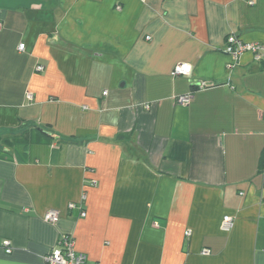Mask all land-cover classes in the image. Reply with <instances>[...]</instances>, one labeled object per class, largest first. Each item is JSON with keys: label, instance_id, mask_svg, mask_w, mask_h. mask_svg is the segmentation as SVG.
<instances>
[{"label": "crops", "instance_id": "obj_1", "mask_svg": "<svg viewBox=\"0 0 264 264\" xmlns=\"http://www.w3.org/2000/svg\"><path fill=\"white\" fill-rule=\"evenodd\" d=\"M0 24V264L63 236L88 264H264V60L225 52L264 43V0H0Z\"/></svg>", "mask_w": 264, "mask_h": 264}, {"label": "built area", "instance_id": "obj_2", "mask_svg": "<svg viewBox=\"0 0 264 264\" xmlns=\"http://www.w3.org/2000/svg\"><path fill=\"white\" fill-rule=\"evenodd\" d=\"M145 1V0H143ZM253 3V2H251ZM120 10L121 7H118ZM1 27V24H0ZM25 44H21L19 49L23 51ZM225 52L231 55L235 60H238L244 53L250 52L255 61L261 62L264 60V43H244L236 35H231L227 39V45ZM44 68L42 66L37 67L38 71H42ZM193 72V66L188 63L178 64L173 72V77H189ZM209 87L207 82H201L197 84L198 89H204ZM104 94H107L105 92ZM194 97L193 93H188L185 95H180L175 98V100L181 105H189ZM149 108V106H147ZM264 174V172H263ZM85 199V196L83 197ZM70 209H74L76 204H70ZM60 213L56 210L48 211L44 215V220L47 223H57L60 220ZM82 216H86V212H82ZM233 219L229 216L224 218L222 229L224 231H230L233 228ZM190 232H187L189 235ZM4 248L7 253L12 252V244L7 241L4 243ZM204 254H209V250H204ZM44 264H88V256L84 253H79L75 249V242L72 236H63L56 249H54L50 254H47L43 258Z\"/></svg>", "mask_w": 264, "mask_h": 264}, {"label": "trees", "instance_id": "obj_3", "mask_svg": "<svg viewBox=\"0 0 264 264\" xmlns=\"http://www.w3.org/2000/svg\"><path fill=\"white\" fill-rule=\"evenodd\" d=\"M197 88V87H196ZM261 167L264 168V153H263V156L261 158Z\"/></svg>", "mask_w": 264, "mask_h": 264}]
</instances>
